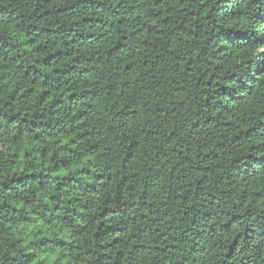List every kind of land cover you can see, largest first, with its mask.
Instances as JSON below:
<instances>
[{"label":"trees","instance_id":"1","mask_svg":"<svg viewBox=\"0 0 264 264\" xmlns=\"http://www.w3.org/2000/svg\"><path fill=\"white\" fill-rule=\"evenodd\" d=\"M0 264H264V0H0Z\"/></svg>","mask_w":264,"mask_h":264}]
</instances>
